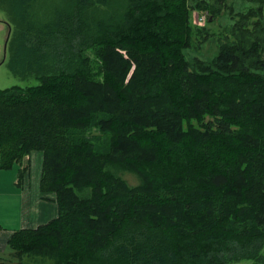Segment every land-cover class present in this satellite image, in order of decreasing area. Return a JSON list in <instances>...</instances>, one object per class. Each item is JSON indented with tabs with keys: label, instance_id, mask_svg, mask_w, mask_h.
<instances>
[{
	"label": "trees",
	"instance_id": "trees-1",
	"mask_svg": "<svg viewBox=\"0 0 264 264\" xmlns=\"http://www.w3.org/2000/svg\"><path fill=\"white\" fill-rule=\"evenodd\" d=\"M227 1L0 0L7 67L37 80L0 88V168L40 151L57 208L0 264H264V0Z\"/></svg>",
	"mask_w": 264,
	"mask_h": 264
},
{
	"label": "rangeland",
	"instance_id": "rangeland-1",
	"mask_svg": "<svg viewBox=\"0 0 264 264\" xmlns=\"http://www.w3.org/2000/svg\"><path fill=\"white\" fill-rule=\"evenodd\" d=\"M59 0H36V4H54L58 2ZM228 4L232 6L233 13L236 12H246L248 8L255 7L256 4H259V2L255 0H228ZM202 14H205L206 12H192V20L196 24L197 18L200 17ZM262 21L264 23V10L262 14ZM238 16H236L234 19L236 20ZM8 19L6 17V13L0 11V88L9 87L12 85H20V86H27V85H34L37 83V80L31 76L29 78L23 79L18 76L13 75L8 67H7V61L9 57V53L7 50L4 51V44L6 41V37L8 34V25L7 21ZM206 19V17H205ZM250 20H256V17H253ZM230 14H227V12L218 14V17L208 26L211 28V30L215 32L221 31L225 26L230 24ZM205 20L201 23H198V25H204ZM250 26V25H249ZM217 36V35H216ZM219 45V38L214 37L212 40H209L205 42L199 51H190L188 55L189 56H199L203 59H210L217 51ZM30 162H27L28 164V172L25 173V175L20 179L19 182V168L22 166L20 164H14L11 167L1 169L0 168V212L4 214V221L5 223L11 225V222L17 219L19 217L20 212V204L22 203V196L23 191H25V194H27L31 191L32 194H35L36 189L38 190L39 187V179H40V173H41V157H37L38 155L41 156L40 151H32ZM122 178L126 181L127 185L134 186L139 183V178L134 175L132 172H126L122 173ZM30 194V193H29ZM50 197L52 195L50 194ZM2 209H4L2 211ZM36 207H33V210H35ZM11 221V222H10ZM1 224V223H0ZM2 225V224H1ZM9 253V249H8ZM7 256H3L4 259L9 256V254H5Z\"/></svg>",
	"mask_w": 264,
	"mask_h": 264
},
{
	"label": "crops",
	"instance_id": "crops-1",
	"mask_svg": "<svg viewBox=\"0 0 264 264\" xmlns=\"http://www.w3.org/2000/svg\"><path fill=\"white\" fill-rule=\"evenodd\" d=\"M39 152V151H38ZM32 153V152H31ZM42 160V153L40 152ZM31 154L26 156L23 161L20 163L21 167L25 166L27 162H30ZM18 164V163H17ZM14 165V164H13ZM23 196L20 204L19 217L11 222V225L5 223L4 214L0 212V258L7 256L8 253V240L14 230L20 228L35 227L39 224L45 223L48 220L54 218L57 215L56 204L53 200L44 199L40 189H36L35 194L33 195L30 191L27 196L25 191H23ZM33 207H36L33 210ZM4 209H2L3 211Z\"/></svg>",
	"mask_w": 264,
	"mask_h": 264
},
{
	"label": "built area",
	"instance_id": "built-area-1",
	"mask_svg": "<svg viewBox=\"0 0 264 264\" xmlns=\"http://www.w3.org/2000/svg\"><path fill=\"white\" fill-rule=\"evenodd\" d=\"M205 17H206L205 14H202L200 17H198L196 24L201 23L202 21H204L205 20Z\"/></svg>",
	"mask_w": 264,
	"mask_h": 264
},
{
	"label": "water",
	"instance_id": "water-1",
	"mask_svg": "<svg viewBox=\"0 0 264 264\" xmlns=\"http://www.w3.org/2000/svg\"><path fill=\"white\" fill-rule=\"evenodd\" d=\"M9 33H10V28L8 27V34H7V37H6L5 44H4V51L6 50V44H7V40H8V37H9Z\"/></svg>",
	"mask_w": 264,
	"mask_h": 264
}]
</instances>
